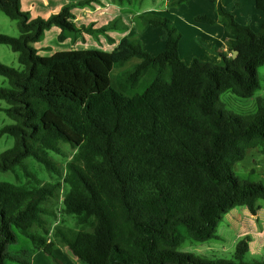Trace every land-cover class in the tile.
Returning <instances> with one entry per match:
<instances>
[{
    "label": "trees",
    "instance_id": "1",
    "mask_svg": "<svg viewBox=\"0 0 264 264\" xmlns=\"http://www.w3.org/2000/svg\"><path fill=\"white\" fill-rule=\"evenodd\" d=\"M209 1L218 18L197 15L195 21L224 23L232 35L234 58L214 50L223 65L198 59L185 64L178 54L179 31L155 13L138 17L160 30L164 46L158 54L145 51L139 38H125L109 52L70 49L39 56L32 44L45 30L59 27L60 40L65 31L81 30L71 19L72 5L46 18H30L20 0H0V11L19 30L18 37L0 33V44L17 53L22 66L17 70L0 62V75L10 86H0V99L13 120L0 128V136L14 140L0 152V172L19 168L35 183L0 181V264H29L28 251L7 250L17 241L15 230L53 264H62L55 240L80 264H264V258L243 260L248 236L239 240L232 259L179 250L180 226L193 243L217 240L224 214L243 206L255 215L264 200V184L232 170L247 150L264 144V101L257 98L256 112L242 115L220 99L224 92L252 98L259 88L264 22L255 33L223 9V0ZM253 1L264 13V0ZM133 59L113 79L112 71ZM60 142L76 150L66 163L61 208L80 228L55 225L48 241L45 216L55 214L45 202L56 197L61 184H40L23 160L30 157L46 171L58 172L49 152L58 153Z\"/></svg>",
    "mask_w": 264,
    "mask_h": 264
},
{
    "label": "rangeland",
    "instance_id": "2",
    "mask_svg": "<svg viewBox=\"0 0 264 264\" xmlns=\"http://www.w3.org/2000/svg\"><path fill=\"white\" fill-rule=\"evenodd\" d=\"M132 2H133L132 6L126 5L127 11L132 9L133 12L138 13L147 5L157 6L159 0L157 2L155 0H132ZM249 3H254V2L253 0H223L222 7L224 10L230 12L238 22L248 25L253 32L257 33L259 29L256 28L254 29V27L249 25L246 18L248 16L252 18L251 14L248 13L249 5H250ZM178 6H171V7H178ZM183 8H186L188 12L190 11L203 12L205 14L207 13L211 14L210 12H212V10L213 11L216 10V5L215 3H212L207 0H188L186 3L183 4ZM198 14H202V13H198ZM29 17L32 18L30 14ZM37 17L40 16H36V18ZM141 22L142 20L138 16H136L137 25L138 24L140 25ZM216 23H220V22H216ZM115 24L118 27L112 28V26ZM127 25L128 24L125 23L124 21H120L119 19H116L113 22L108 21L104 25L107 26L105 31H97L93 33L87 31V34L85 33L76 34L74 32L65 31L64 32L65 38L63 40H60L58 38V35L61 32L60 28L57 26H53L52 28L45 30L43 35L39 38V40L32 44V47L35 49L37 55L44 57H49L56 52L66 51L70 49L71 50L98 49L109 52L116 47V46L108 47L110 44H112L111 32H114L115 34H122L126 32L129 26ZM142 25L143 27L146 26L144 23ZM136 30L137 31L140 30L138 26H136ZM0 33L12 37L19 36L17 22L15 20L8 18L1 11H0ZM136 38H138V35H136ZM146 39H144L143 41L144 43L143 49L152 55H155L156 53L158 54V52L160 51H157L158 49L156 45L154 44L148 45L149 41H151L152 43H155V41L149 38V41L147 43ZM136 61L137 59H133L129 61L127 64H125L124 67L115 68L112 71L113 79L120 70L130 67ZM0 62L7 66L13 67L17 70H22V66L17 61V53L13 52L8 45L0 44ZM205 62L212 65H223L221 60L219 62H212L210 60ZM257 74L259 79V88L256 90L252 98H241L234 95L231 92H224L220 94V99L221 101L224 102L225 107L228 110L242 115L254 114L256 112L257 110L256 99L261 98L264 101V65L258 67ZM0 86L5 88L10 87L7 79L1 75H0ZM6 107H8L6 101L0 99V128H2L5 125H9L13 123V120L10 119L4 111ZM13 142H14L13 137H11L8 134H3L2 136H0V152H3L11 148L13 146ZM59 146H60V151L58 153L49 152L50 157L57 164L56 167L58 172L54 173V172L46 171L42 165L37 164L30 157H27L23 160L24 165L30 171H32L36 175V177L40 180V184L46 182L54 183L57 181H59L61 184L56 192V197L50 198L45 202V206L48 209L52 210L55 214L54 216H45L48 227V235H47L48 241L50 239H53L52 233L55 225H62L65 228H70L73 230H77L78 228H80L76 223L75 217L63 213L61 208L62 198L67 190V186L63 182V177L65 176L66 173V163L73 158L76 150L73 147H71L68 143H64V142H60ZM232 170L234 174L241 179H246L252 182H261L262 184H264V144L262 146H258L256 148H251L247 150L245 158L235 163V165L232 167ZM0 181H8L17 184L25 183L28 184L29 186L35 184L34 182H32L31 179L26 178L23 175V171L20 170L19 168H15L13 172L11 171L0 172ZM258 203L264 209V200H259ZM237 209L240 208L238 207ZM241 225H243V223H241ZM85 228L88 229V227ZM257 229L261 231L263 230V227L258 223ZM34 231L38 232V230L36 229ZM179 231L184 236V239L182 241L179 250L193 253L195 251L196 243L191 242L189 238L186 236V229L184 226H180ZM15 232L17 234V241L8 244L7 250L10 253H14V254L17 253L19 255H24L25 254L24 250L25 251L29 250L31 246V242L29 241L28 238L19 234L16 230ZM55 243H56V248H58L59 251L66 252L73 262L79 263L76 261V259L71 255V253L62 243H59V241L57 240H55ZM222 256H223L222 258L224 259L233 258V255H222ZM28 257H32V254H30ZM57 258H60L61 260L62 258L63 260L66 259V257L63 256H58ZM248 259L249 257L247 255L244 257L243 260L247 262H251L248 261ZM37 262L39 263L40 261ZM60 262L63 264L62 261ZM4 264H18V263L14 261L6 260Z\"/></svg>",
    "mask_w": 264,
    "mask_h": 264
},
{
    "label": "crops",
    "instance_id": "3",
    "mask_svg": "<svg viewBox=\"0 0 264 264\" xmlns=\"http://www.w3.org/2000/svg\"><path fill=\"white\" fill-rule=\"evenodd\" d=\"M155 1L157 2L158 0ZM169 1L159 0L157 6L147 5L138 13L133 12L131 8L128 11L126 9V5H133L132 0L124 3H120L118 0H20V5L22 10L29 12L32 18H36V16L46 18L50 14L58 12L62 7L72 5L70 9L71 19L75 26L81 29L76 34H87L86 27L95 30L103 27L108 21L113 22L119 19L129 26L127 25L126 32L122 34L111 32L112 44L108 47L117 46L121 40L136 38V35H138L142 46L144 45V39L147 38L146 41L148 43L149 38H151L155 43L149 41L148 45H156L157 51L160 52L164 46L160 30L151 26L143 27L142 22L137 25L136 16L143 13L166 15L180 33L178 54L185 64L189 65L194 59L204 62L208 60L219 62L220 57L214 52L217 49L222 50L227 56L232 55L230 45L232 35L228 32L224 23L208 24L195 21V16L197 15H206L216 20L218 18L216 10H212L211 14L207 13L208 15L203 12H188L186 8H183V4L178 7H171L168 5ZM249 4L248 13L251 14L253 19L248 16L246 17L247 21L254 29H259L264 22V13L258 11L254 3ZM136 26L140 30L137 31ZM113 27L118 26L115 24ZM259 206L255 215H252L243 206L239 207L240 209H237L238 207L230 209L223 215L217 226L216 234L218 239L196 243L193 253L208 257H223L222 255H233L234 257L237 243L245 236H248V261L262 260L264 258V209L261 205ZM257 221L263 227V230L259 231L257 229ZM54 252L58 256L66 257L64 260L63 258L62 260L58 258L63 264H79L73 262L66 252L59 251L58 248ZM28 254H32V257L27 258L29 264H53L49 262L42 250H34L32 245L28 250ZM37 261L40 262L38 263Z\"/></svg>",
    "mask_w": 264,
    "mask_h": 264
},
{
    "label": "water",
    "instance_id": "4",
    "mask_svg": "<svg viewBox=\"0 0 264 264\" xmlns=\"http://www.w3.org/2000/svg\"><path fill=\"white\" fill-rule=\"evenodd\" d=\"M236 53H237V52H236L235 50H232V53H231L232 55H231V57L234 58L235 55H236Z\"/></svg>",
    "mask_w": 264,
    "mask_h": 264
}]
</instances>
